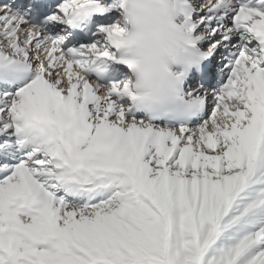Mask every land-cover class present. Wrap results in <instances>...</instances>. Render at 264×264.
I'll return each mask as SVG.
<instances>
[{
  "label": "snow or ice",
  "instance_id": "1",
  "mask_svg": "<svg viewBox=\"0 0 264 264\" xmlns=\"http://www.w3.org/2000/svg\"><path fill=\"white\" fill-rule=\"evenodd\" d=\"M11 3L0 264H264V0H183L203 60L222 49L226 64L213 90L187 87L197 108L180 119L138 110L108 79L125 66L122 0H63L46 23L64 35ZM89 26L95 42L66 46Z\"/></svg>",
  "mask_w": 264,
  "mask_h": 264
},
{
  "label": "clouds",
  "instance_id": "2",
  "mask_svg": "<svg viewBox=\"0 0 264 264\" xmlns=\"http://www.w3.org/2000/svg\"><path fill=\"white\" fill-rule=\"evenodd\" d=\"M122 8L120 61L129 72L121 85L131 106L165 119L194 112L191 92L197 89L185 85L203 61L204 49L193 43L183 0H122Z\"/></svg>",
  "mask_w": 264,
  "mask_h": 264
},
{
  "label": "bare ground",
  "instance_id": "3",
  "mask_svg": "<svg viewBox=\"0 0 264 264\" xmlns=\"http://www.w3.org/2000/svg\"><path fill=\"white\" fill-rule=\"evenodd\" d=\"M31 1H34V0H31ZM8 2H10V0H8ZM0 4H3V2L0 1ZM25 4H27V0H12L11 6L15 10L19 11L21 14L28 13L26 18L29 20V16H30L29 14L31 13V9H30L31 6H24ZM48 7H49V5L47 3V8ZM57 10H59L58 6L54 9V12L57 11ZM52 14L53 13H50V14L46 15V20H47V17L49 15H52ZM45 26H46L47 29H49V34H51V35H54L56 31L58 32L59 31V27H60V26H57L55 23H52V24L45 23ZM62 27L64 28L65 26H62ZM60 32H61V30H60ZM69 32L71 33V31H69ZM64 34L65 33L63 32V35ZM68 36H67V39L65 41L66 46H68V45H69V47L79 46V43L81 42L79 39H77L75 37L73 38L72 33L70 35L71 39H69ZM204 47L206 49L205 45H204ZM223 55H224V51L221 49L215 55L204 59L205 62L209 65L208 69L206 71H204V72H202L201 70H197V69L192 70L186 83H188V84H190L192 86H199V85L202 84L204 89L208 90V91H211L214 88H216L218 86V84H219L217 79L221 78L222 70L224 68V65L226 64V60L223 58ZM216 58H217V61H219V63H218V68L215 71L214 60ZM113 69L109 72L110 75L108 76V79H110L111 77H116V76H122V77L124 76L125 73H122V70H119L117 68V66L114 67Z\"/></svg>",
  "mask_w": 264,
  "mask_h": 264
},
{
  "label": "rangeland",
  "instance_id": "4",
  "mask_svg": "<svg viewBox=\"0 0 264 264\" xmlns=\"http://www.w3.org/2000/svg\"><path fill=\"white\" fill-rule=\"evenodd\" d=\"M52 11H54V10H52ZM62 29H63V27L60 26L59 27V31L58 32L56 31L54 35H57L58 33L61 34V35H63V32L64 31ZM60 30H61V32H60ZM93 42H95V37L94 36L88 42H85V43L83 42V43H80V44H89V43H93ZM205 46L207 48V44ZM67 47H69V45ZM215 63H217V64L219 63V61H217V58L215 59ZM217 68L218 67L215 66V71H216ZM118 77H121V76H118ZM118 77H117V79H120ZM121 78H123V77H121ZM217 81L219 82V79ZM189 85L190 84L186 83L185 87L187 88V86H189Z\"/></svg>",
  "mask_w": 264,
  "mask_h": 264
}]
</instances>
